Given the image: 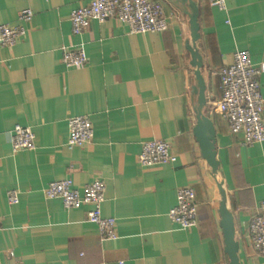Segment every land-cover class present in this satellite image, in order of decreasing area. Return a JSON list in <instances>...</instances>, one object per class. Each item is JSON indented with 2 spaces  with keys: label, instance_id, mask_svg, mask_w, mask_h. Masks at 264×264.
I'll use <instances>...</instances> for the list:
<instances>
[{
  "label": "crops",
  "instance_id": "crops-1",
  "mask_svg": "<svg viewBox=\"0 0 264 264\" xmlns=\"http://www.w3.org/2000/svg\"><path fill=\"white\" fill-rule=\"evenodd\" d=\"M89 1L0 0V24L17 23L24 8L34 13L23 38L0 45V264H229L218 181L234 218L240 264H264L248 235L264 200V141L245 145L216 110L220 70L237 49L263 67L264 98V0H225L226 11L195 0L216 178L193 132L187 15L158 0L169 23L163 32L130 33L127 24L109 18L93 19L75 35L70 14ZM76 47L87 62L65 66L63 50ZM73 116L89 118L93 137L70 148ZM17 124L33 131L31 149L12 151ZM148 140L168 142L176 162L141 165L138 154ZM67 177L73 186L103 181L101 214L115 219L116 239L100 237L87 219L89 205L65 208L59 198L44 196L51 180ZM185 185L194 189L197 221L182 229L168 211ZM9 190H17V203H8Z\"/></svg>",
  "mask_w": 264,
  "mask_h": 264
},
{
  "label": "built area",
  "instance_id": "built-area-1",
  "mask_svg": "<svg viewBox=\"0 0 264 264\" xmlns=\"http://www.w3.org/2000/svg\"><path fill=\"white\" fill-rule=\"evenodd\" d=\"M220 11H226L225 0H208ZM30 8L22 9L17 23L0 24V45L12 46L27 34L26 24L32 17ZM113 18L127 24L130 33L163 32L169 23L158 0H90L72 10L70 23L72 33L81 34L91 20L103 21ZM61 60L67 67H81L87 62L83 48H65ZM262 66H255L248 50H235L232 62L220 70L221 96L216 110L227 122L231 133H242L245 145L264 141V98L260 92L258 77ZM67 145L70 148L83 146L93 137L92 124L87 116L68 119ZM34 133L29 126L15 125L11 132L13 152L33 147ZM177 157L170 144L163 140H148L141 146L138 161L141 165L172 164ZM104 183L93 179L87 184L73 186L71 178L51 180L44 188L46 198H59L65 208L89 205L87 219L96 224L101 238L116 239L115 219L104 217L101 206L104 201ZM194 189L181 186L177 189L176 204L168 211L170 220L180 228L194 226L197 221V206ZM10 204L18 202L17 190L7 192ZM1 220V216H0ZM248 235L255 251L264 256V200L248 222ZM119 264H124L119 262Z\"/></svg>",
  "mask_w": 264,
  "mask_h": 264
},
{
  "label": "water",
  "instance_id": "water-1",
  "mask_svg": "<svg viewBox=\"0 0 264 264\" xmlns=\"http://www.w3.org/2000/svg\"><path fill=\"white\" fill-rule=\"evenodd\" d=\"M188 17L190 39L185 44V48L190 55V66L193 69L194 83L191 86L192 94L196 97L194 111L196 114V124L194 136L199 144L201 154L210 167V173L216 178L218 173V161L215 151V129L212 120L204 113L206 104L205 89L206 84L201 73L202 57L196 47V42L200 37L198 23V7L195 0H166ZM220 194L218 212L220 215V227L224 238V252L227 254L229 264H240L238 257V242L235 239V224L232 212L227 204V195L223 187V182H217Z\"/></svg>",
  "mask_w": 264,
  "mask_h": 264
}]
</instances>
